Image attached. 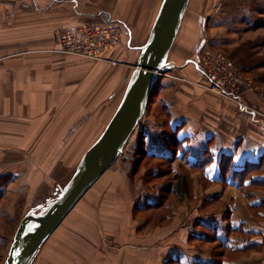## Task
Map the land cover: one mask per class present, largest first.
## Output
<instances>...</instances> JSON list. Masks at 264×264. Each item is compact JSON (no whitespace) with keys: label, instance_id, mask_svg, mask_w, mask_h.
Returning <instances> with one entry per match:
<instances>
[{"label":"crops","instance_id":"1","mask_svg":"<svg viewBox=\"0 0 264 264\" xmlns=\"http://www.w3.org/2000/svg\"><path fill=\"white\" fill-rule=\"evenodd\" d=\"M215 10L213 28L204 18L183 28L184 13L153 90L161 120L142 118L131 137L134 146L143 142L142 160L157 161L153 172L161 162L175 176L168 196L161 201L163 182L132 178L131 158L120 154L67 213L66 230L50 234L36 264H213L209 243L251 251L223 264H264V169L256 166L264 160V99L246 90L256 110L241 109L207 91L198 60L202 46L227 55L224 46L231 52L246 42L240 70L264 86V0H220ZM157 11V0H0L1 234L21 206L36 208L55 194L57 174L107 123L108 61L60 52L63 29L115 23L122 40L104 56L125 50L138 57ZM204 29L217 31L212 45ZM245 166L250 174L240 178ZM81 203L82 212L69 216Z\"/></svg>","mask_w":264,"mask_h":264},{"label":"water","instance_id":"2","mask_svg":"<svg viewBox=\"0 0 264 264\" xmlns=\"http://www.w3.org/2000/svg\"><path fill=\"white\" fill-rule=\"evenodd\" d=\"M189 0H162L123 96L98 138L85 150L71 177L44 204L21 218L3 264H30L43 242L77 201L118 158L145 113L164 70Z\"/></svg>","mask_w":264,"mask_h":264},{"label":"rangeland","instance_id":"3","mask_svg":"<svg viewBox=\"0 0 264 264\" xmlns=\"http://www.w3.org/2000/svg\"><path fill=\"white\" fill-rule=\"evenodd\" d=\"M161 1L162 0H157L158 9L160 7ZM219 7H220V0H189L188 5H187V9H186L185 15H184V19L185 20L183 19L185 21L184 24H183V28H185V26L188 24L189 21H193V24L195 25V27L196 26L198 27L197 24L199 22L203 21L204 19H205L204 21H206V23L210 22V25H208L209 27H212V28H213V26L215 27L214 15H215L216 12H219V11H216L215 9L219 10ZM202 18H204V19H202ZM230 19L231 18H229L227 20L230 21ZM199 25H200V23H199ZM202 31L204 33L205 29L202 30ZM214 31H216V30H209L208 29L207 31H205V34L207 32V34L209 35V42L211 43V44L208 43L209 45H212L213 35H210V34H214ZM260 32H262V31L260 30ZM198 34H199V32H198ZM216 34H219V33H216ZM178 40H179V38H178ZM177 42L173 46V52L178 50ZM245 43L246 42L243 43L244 46L242 45V46L238 47L237 49L232 50L231 52H227V51H230L229 47H227V46H224L222 48V49H224V51L226 50L225 52L227 53V55L226 54L225 55L227 57H230L235 62V65L239 69H240V67H239L240 63L241 62L242 63L245 62L246 61L245 58H247V56L242 52V49L244 47H245V49H246V47H248L247 45L245 46ZM204 47L206 48L208 46H204ZM208 48H210L212 50L214 49L211 46H209ZM214 50H217V49H214ZM132 52H130V53L129 52H125V50H124V52H123V50L119 51V52H116V55H115L116 58L112 57V59H115L116 62L113 63L111 61H108V64L110 66V71L112 70L110 72V77H109V80H110L109 82H110V85H111V91H109L108 97L110 99H108V100L104 99V103L101 104V106H105V105H107V103H110L109 104V108L110 109L107 112V115L105 116V119L107 120V123H108L109 119L111 118V116L113 115V112L117 108V106H118V104H119V102H120V100H121V98L123 96V93L125 91V88H126L129 76H130V74H131V72L133 70V67L137 64V56L135 55V53H132ZM238 59L241 62H239ZM113 68L114 69L116 68V71L118 72L117 74H114L115 71H113ZM176 75L177 74H175V76ZM245 76L249 77L246 74H245ZM253 79L256 80L255 78H253ZM259 84H261V82L257 81L258 87L264 93V86L261 87ZM154 88L158 89L156 86ZM202 88L206 89L204 86H202ZM207 91H209V90H207ZM209 92H211V91H209ZM211 93L214 94V92H211ZM156 97L157 96L155 95V93L153 91V93H152V95H151V97L149 99V102H148V104L146 106L145 113L142 116V118H144L146 116H150V118L155 117L156 119L161 120L160 117H162V116H161V106H160V104H161L162 100H160V102H159ZM106 124L104 125V127L106 126ZM83 143L84 142H77V145L78 146L79 145H83ZM134 143H135L134 137H133V139L130 138V140H129L128 144H127V148L125 149L124 152L122 151L123 153H120V154H126V156H129L131 158L130 161H129L130 163H127V164H129L130 171H131V172L129 171V173L131 174L132 178H133V176H136L137 180H140L141 182H143L147 186H149L150 184L152 185L155 181L163 182V186L161 188L162 189L161 190V201H162V198L165 199V197H167L169 192H170L169 191L170 189L167 188V187H169L170 184H173L176 181L175 176H173L169 172V167L167 165H165L164 163L158 162L157 163L158 165L156 167L159 169V171H160L159 173L160 174L157 173V175L156 174L153 175L151 177L153 179L152 180L150 179V181H148V178L150 177V174H151V173L149 174V172H150L149 170L152 169V167L154 168V166H155L154 163L157 162V161H145V160H142L141 158H139V156H136L134 151H132V149L135 148ZM120 156H122V155H120ZM80 158H81L80 156L73 157V159L69 160V162H70L69 170L64 171V172H62L60 174H57V176L55 174V176H56L55 182L56 183L58 182L59 185H60L59 188L57 189V191H59V189L62 188V186L71 177V175H72L77 163L79 162ZM134 158H137V161L134 160ZM119 159L120 160H118L117 162H115V164H113L111 166L110 170L114 169L116 167V165H118L119 162L122 164L123 161L121 160V157H119ZM134 161H136V162H134ZM141 170H143V171H141ZM153 173H155V172H153ZM113 174H115V173H113ZM100 180L101 179H99V181ZM190 181H191V179H190ZM100 182H104V180L100 181ZM97 186H98V188H96ZM96 187L95 188H96L97 192H100L102 190L101 189L102 186L100 185V183H98L96 185ZM52 194H54V193L49 194V196L53 197L54 195L52 196ZM49 196H47V197L43 196L42 203H45V201L48 199ZM88 196L92 197L93 196V192L91 194H89ZM82 204L83 203L80 204V207H77L76 209H74L72 211L71 215H69V216H76L77 214L82 212V209H81L82 208L81 206H83ZM34 206H35L34 202H31V204H27V205L21 206L19 208L20 211H15V216H14L13 222L2 226L3 227L2 234L0 233V236H1V242H0V264H3V261H4L5 257L7 256L9 246H10V244L12 242L15 230H16L21 218L24 216V214L26 212H28L31 209H34L35 210L34 212L38 211V209L34 208ZM155 212H157V211H147L146 214L153 215ZM158 212L160 213L161 211H158ZM194 213H197V212L194 211ZM66 216L59 223V225L55 228V230L51 233V235H53V234L54 235H58L60 233L62 234V232H64V230H66L67 226L70 225V223L72 222L73 218L69 217L68 219H66ZM2 237H3V242H2ZM53 240H54V237H52L49 240L47 239V241H45L41 245V247L38 249L37 253L35 254V256L33 258V264H36V263H38V262H40L42 260V255L45 254L46 250L51 245V242ZM209 245L213 246V243H209ZM250 252L251 251H249V253Z\"/></svg>","mask_w":264,"mask_h":264},{"label":"built area","instance_id":"4","mask_svg":"<svg viewBox=\"0 0 264 264\" xmlns=\"http://www.w3.org/2000/svg\"><path fill=\"white\" fill-rule=\"evenodd\" d=\"M122 30L115 23L80 22L74 27L65 28L58 37L59 51L65 54L82 56L91 60H105L115 63L104 51L113 49L121 43ZM200 71L205 81L199 83L218 97L236 104L241 109L256 110L244 100L246 90L264 93L257 81L245 76L235 63L224 53L202 47L198 51ZM134 133V132H133ZM133 135V134H132ZM130 136V138L132 137ZM128 139L122 151L130 140Z\"/></svg>","mask_w":264,"mask_h":264},{"label":"trees","instance_id":"5","mask_svg":"<svg viewBox=\"0 0 264 264\" xmlns=\"http://www.w3.org/2000/svg\"><path fill=\"white\" fill-rule=\"evenodd\" d=\"M167 141H168V139H164V142H167ZM137 145H138V142H137V144L135 146V149H134V153L136 154V156H139V158H141L142 155H143V158L146 157L145 156V151L142 148V146H143L142 140L139 141V145L138 146ZM144 160L146 161L148 159L146 158ZM136 161H137V158H136ZM136 161H134V162H136ZM256 166L258 168H263L264 169V160L260 159V161L258 163H256ZM149 171H150L149 174L150 173L151 174H150V177L148 178V181H150V179L151 180L153 179V178H151L153 175H155V174L157 175V173L160 174L159 173L160 171H157L156 173H153L152 169H150ZM242 171H243L242 174L239 175L240 178H243V176L250 174L249 171H248V167H246V166L242 169ZM0 181H1V178H0ZM209 240L211 241L212 239H209ZM248 253H249V249L248 248L241 249V250L240 249H234L233 251H231V250H229L226 247H221L220 243H216L212 247L211 257L213 259L212 260L213 264H223V259L224 258H228L229 260H232L234 258H237L239 255H247Z\"/></svg>","mask_w":264,"mask_h":264},{"label":"bare ground","instance_id":"6","mask_svg":"<svg viewBox=\"0 0 264 264\" xmlns=\"http://www.w3.org/2000/svg\"><path fill=\"white\" fill-rule=\"evenodd\" d=\"M144 16H145V15H144ZM151 26H152V25H151ZM153 89H154V87H153ZM113 113H114V112H113ZM136 128H137V127H136ZM136 128H135V129H136Z\"/></svg>","mask_w":264,"mask_h":264}]
</instances>
